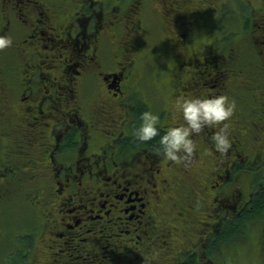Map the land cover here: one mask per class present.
<instances>
[{
    "label": "flooded vegetation",
    "instance_id": "obj_1",
    "mask_svg": "<svg viewBox=\"0 0 264 264\" xmlns=\"http://www.w3.org/2000/svg\"><path fill=\"white\" fill-rule=\"evenodd\" d=\"M0 6V35L13 40L0 49V123L23 134L11 147L18 136L0 132V220L26 201L45 235L38 245V232L15 234L5 264H216L218 235L264 226V206L249 220L264 188V0ZM152 18L168 29L164 53H183L171 105L235 101L227 153L214 146L220 125L193 133L195 153L182 162L136 138L150 105L136 98L145 59L135 53ZM155 114L161 135L184 123L169 107ZM46 179L48 188L34 187Z\"/></svg>",
    "mask_w": 264,
    "mask_h": 264
},
{
    "label": "rangeland",
    "instance_id": "obj_2",
    "mask_svg": "<svg viewBox=\"0 0 264 264\" xmlns=\"http://www.w3.org/2000/svg\"><path fill=\"white\" fill-rule=\"evenodd\" d=\"M153 6L156 8L155 5ZM151 20L153 21L152 32H147L142 38H139L140 42L135 53L137 58L145 59V63L142 61L141 63L144 64L140 66L141 76L138 81L140 90L137 92L138 95L136 98L141 102L147 101L150 105L149 111L154 114L163 109V107H169L173 113H178L180 112L178 104L173 106L171 103L173 102L172 93L174 80L179 73L175 63L177 58L181 57L183 53L179 51H173L168 54L164 53L163 43L169 35L168 29L163 28L161 21L154 18ZM113 51L117 54L118 48L114 46L112 52ZM166 60H170L171 65L165 74L163 66ZM2 125L3 123H0L1 133H11L13 137L18 136L16 142H11L10 140L9 146H19L20 144L18 141L20 140V143L22 142V132L18 133L13 130L14 128L12 129ZM194 172L198 174L199 167H196L192 173ZM37 181L40 182V184L34 186L36 189H46L51 185V181L47 179ZM25 193H28L26 189ZM131 198L135 200L134 196ZM23 204L19 208L10 207L9 210L3 211V218L0 220V264L6 263V261L4 262L3 260L7 253L9 254L12 250L15 252V249H13L17 242L15 234H27L31 231L36 234L39 231L37 226L41 224L42 214L36 212L26 201ZM133 204L134 201H131L128 205L131 206ZM39 209L40 212L44 210L42 204H40ZM262 234L264 235V226L262 223L255 221L251 222L249 227L241 232L239 238L233 239L224 246L220 245L216 249L217 259L221 261L226 260L227 264H263L261 240H259V236H262ZM35 236L39 238L38 245L44 241L45 235H39L38 232V235ZM185 241L187 242V239H185Z\"/></svg>",
    "mask_w": 264,
    "mask_h": 264
},
{
    "label": "clouds",
    "instance_id": "obj_3",
    "mask_svg": "<svg viewBox=\"0 0 264 264\" xmlns=\"http://www.w3.org/2000/svg\"><path fill=\"white\" fill-rule=\"evenodd\" d=\"M13 44L10 36L0 35V49ZM178 107L182 113L184 123L171 126L161 135V129L157 126L158 116L150 111L141 113V123L135 130L139 141L147 142L160 136L161 150L168 158L182 162L190 158L196 150L192 140V134H199L206 127L220 125L214 133L213 142L215 148L227 153L231 147V141L227 131V121L233 115L236 104L226 95L195 96L183 98L178 101ZM223 122V123H221Z\"/></svg>",
    "mask_w": 264,
    "mask_h": 264
},
{
    "label": "trees",
    "instance_id": "obj_4",
    "mask_svg": "<svg viewBox=\"0 0 264 264\" xmlns=\"http://www.w3.org/2000/svg\"><path fill=\"white\" fill-rule=\"evenodd\" d=\"M247 56L251 60V62H254L255 60H257L256 58H258L257 56L251 57L250 54H248ZM259 57L262 60H264V58L261 56V53L259 54ZM159 141H160V136H157V137L153 138L151 141H147L146 143H148V144L146 146H155L157 144V142H159ZM262 206H264V188L258 189V191H257V194L255 196V200H254L253 210H252L253 212H250L249 220L251 219L252 215L260 214L259 208L260 207L262 208ZM263 209H264V207H263ZM239 228H241V227L239 226ZM228 232H229L228 234L226 232H223L220 235H218V238H217L218 240L216 241V244H215L216 248H218L220 245L224 246V245L230 243L233 239H235V238L237 239L241 235L239 230H235V229L229 230ZM259 237H260L259 240H261L260 244L262 247V261L264 264V235L262 234V236H259ZM28 240L30 241L29 237L26 235L25 241H28ZM29 241L27 242L26 246L29 245V243H30ZM225 262H226V260L221 261V260L217 259V257H216V264H219V263L221 264V263H225Z\"/></svg>",
    "mask_w": 264,
    "mask_h": 264
}]
</instances>
